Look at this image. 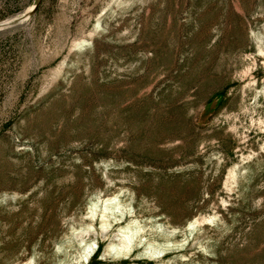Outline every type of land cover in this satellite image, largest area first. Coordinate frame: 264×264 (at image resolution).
Wrapping results in <instances>:
<instances>
[{
    "label": "rangeland",
    "instance_id": "obj_1",
    "mask_svg": "<svg viewBox=\"0 0 264 264\" xmlns=\"http://www.w3.org/2000/svg\"><path fill=\"white\" fill-rule=\"evenodd\" d=\"M14 16L0 264H264V0H0Z\"/></svg>",
    "mask_w": 264,
    "mask_h": 264
},
{
    "label": "bare ground",
    "instance_id": "obj_2",
    "mask_svg": "<svg viewBox=\"0 0 264 264\" xmlns=\"http://www.w3.org/2000/svg\"><path fill=\"white\" fill-rule=\"evenodd\" d=\"M24 19V18H23ZM20 21H22V17H19V16H14V17H10L8 19H5L4 21H1L0 22V32L2 31H5L6 29L8 30L9 28L11 27H14L17 23H19ZM24 22V21H23ZM13 29V28H12ZM262 52V51H261ZM264 55V53H263ZM263 64H264V61H263ZM262 92H264V88L262 89ZM234 170H230L229 171V174L226 178V182L229 181L230 179H234ZM108 199V198H106ZM105 199V200H106ZM104 200V199H103ZM102 200V201H103ZM109 200V199H108ZM109 203V202H108ZM116 204V203H115ZM119 203L117 202L116 205L114 206H111V204H107V205H104L101 211V220H100V228L104 231V230H107L113 222H116L115 220H121L123 217H119L118 219H113V221L109 220V215L107 212V210H111L113 208H118L119 207ZM94 206V205H93ZM96 208V206H95ZM94 209V208H93ZM96 210V209H95ZM92 211V209H91ZM100 211V210H99ZM109 212V211H108ZM97 219V218H96ZM195 219V218H194ZM89 220L91 221L88 225V227L92 226L93 225V220H94V214H91L89 216ZM200 221L195 219L193 221H190L188 223V227H192V226H195L196 224H198ZM87 228V227H86ZM89 229V228H88ZM139 228H132L130 226V228H128L126 231H122L124 232L122 235H121V239L119 240L118 243H115L114 245L119 248L120 252L118 253H121L122 254V257H128L130 254H131V248H132V240H133V237L134 235L138 232ZM172 230V229H171ZM175 230V228L173 229ZM172 230V232H173ZM87 231V230H85ZM171 232V231H170ZM164 233V237H163V240H165V242L163 243H157V245H154L153 242H147L145 244V251H146V254L149 256L150 259H155V258H159V257H163V255L168 252L170 250V238L172 237L173 233ZM113 244V243H112ZM114 247V246H113ZM84 248V247H83ZM88 250V249H87ZM117 250V249H116ZM91 251V250H90ZM118 260H121V259H118Z\"/></svg>",
    "mask_w": 264,
    "mask_h": 264
}]
</instances>
